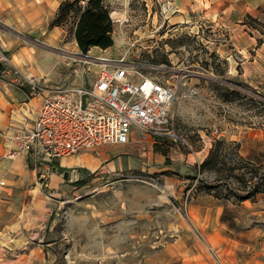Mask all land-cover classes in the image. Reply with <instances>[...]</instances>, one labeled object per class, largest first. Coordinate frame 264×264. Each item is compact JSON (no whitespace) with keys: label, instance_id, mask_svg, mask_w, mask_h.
I'll use <instances>...</instances> for the list:
<instances>
[{"label":"rangeland","instance_id":"obj_1","mask_svg":"<svg viewBox=\"0 0 264 264\" xmlns=\"http://www.w3.org/2000/svg\"><path fill=\"white\" fill-rule=\"evenodd\" d=\"M60 1L0 0V47L13 63L37 77L39 65L47 70L42 76L66 84L88 83L99 67L95 57L159 75L185 73L194 92L170 113L191 149L156 140L160 160L151 169L81 175L72 167L59 172V183L38 169L36 177L24 171L22 184L0 174V264H264V5L186 0L184 23L173 18L180 12L175 0H102L113 45L83 53L73 12L52 27L57 9L36 24V7L24 6ZM32 21L31 31L21 25ZM18 41L36 60L18 54ZM9 81L25 80L0 78V97L17 104L19 86ZM216 140L225 143L226 164L200 173L194 152L208 154ZM204 184L222 196L198 191ZM255 186L261 192L239 199Z\"/></svg>","mask_w":264,"mask_h":264},{"label":"built area","instance_id":"obj_2","mask_svg":"<svg viewBox=\"0 0 264 264\" xmlns=\"http://www.w3.org/2000/svg\"><path fill=\"white\" fill-rule=\"evenodd\" d=\"M86 1L80 0L81 4ZM92 61L99 67L88 83L82 79L46 88L34 77L22 74L0 47V78L12 73L24 79L33 93L45 92L32 125L13 133L19 150H10L9 157L22 152L34 169L40 164L52 169L57 159L84 150L97 152L103 145L124 144L134 135L141 142L169 139L191 149L176 129L174 113H170L172 104L194 92L185 73L173 68L164 69V75L144 72L106 57Z\"/></svg>","mask_w":264,"mask_h":264},{"label":"crops","instance_id":"obj_3","mask_svg":"<svg viewBox=\"0 0 264 264\" xmlns=\"http://www.w3.org/2000/svg\"><path fill=\"white\" fill-rule=\"evenodd\" d=\"M193 1L194 0H192L191 2ZM240 3L241 5H245L246 9H248L249 5H252L253 7L264 5V0H240ZM185 4L186 0H175L173 2V5H177L180 8L179 14L177 16H174L173 18L181 19L184 22V13L186 10ZM24 6L30 8L36 7L37 24L39 22L44 23L49 17L54 15L59 5ZM167 16V18H169V15ZM33 22L34 21H32L31 24L27 23L26 25H21L24 27V29L31 31V29H29L28 27H30ZM32 31L34 30L32 29ZM16 45L18 46L17 52L19 55L23 56L26 52L31 54V52L29 51L30 48L21 45L20 41H18ZM97 49L102 50V52H106L108 48L103 50L99 49L98 47H92V50ZM44 55L46 57L48 56L46 55V53H44ZM31 57L36 60V52L31 54ZM49 57L50 56H48V58ZM48 66H50L49 71L54 68L51 63H49ZM37 67L40 71H42L41 73H38V77L29 73V71L26 72L22 69L20 70L22 74L37 79V82L41 87L54 88L66 84L65 81L57 82L53 79L42 76L44 74L43 72H47V70L44 71L39 65H37ZM12 82L13 81H9L5 83L7 85L16 84L19 86L17 97L22 102H20L18 99L17 104H15L14 102H8L5 98H2L4 92L0 90L2 94V97H0V174L5 178L14 177L16 178L15 184H22L23 178L21 174H23L24 171H32L35 177L37 175V171L32 167L30 160L25 153L18 152L14 157H9L7 154L10 150H19V144L12 140L13 133L18 129H27L32 125L41 107L42 96L45 92L43 91L42 93H33L30 85L26 81H18L19 83ZM6 84L3 85L5 87L3 88L5 90H8ZM20 86L26 87L29 90L30 97H28V100L26 92L24 91L25 89ZM7 126H9L8 130H6ZM152 144H154V141L148 140L145 142H141L139 141L137 135H134L127 143L103 145L98 148L97 152H93L90 150L80 151L79 153L72 156L57 159L54 163L55 166L52 169H49V167L45 164H40L37 169L48 171V177L50 178L51 182L54 183H59L62 180L61 174H59L62 169H67V171H70L72 167H79V173L81 175L88 172H94L96 170L99 173L116 175L131 169H151L153 161L160 160L159 154L154 150ZM194 153L196 154L194 156L196 164H200L207 154H203V150L196 151ZM181 155L183 159H186V161L190 160L192 156V154L190 153H181ZM17 173H20V175H17ZM2 182L5 183V180H2Z\"/></svg>","mask_w":264,"mask_h":264},{"label":"trees","instance_id":"obj_4","mask_svg":"<svg viewBox=\"0 0 264 264\" xmlns=\"http://www.w3.org/2000/svg\"><path fill=\"white\" fill-rule=\"evenodd\" d=\"M70 12H73L76 16L74 38L78 48L83 53H87L91 47L106 49L113 45V21L109 9L103 4L102 0H87L85 4H81L79 0H61L56 15L50 22V26H60L64 20H66ZM224 145L225 143L223 141H215L207 156L198 166L200 173L205 171L217 172L220 170V164L223 166L226 164L224 158L221 157ZM156 150L158 149L156 148ZM237 168L238 167L235 165L228 167L231 172ZM247 173L250 174V179L255 176L252 170L247 171ZM256 187L257 186L253 187L252 191L247 192L246 195L239 197V199L242 201L261 192L259 187ZM215 188V185L204 184L199 185L197 190L220 198L222 195L215 192Z\"/></svg>","mask_w":264,"mask_h":264}]
</instances>
